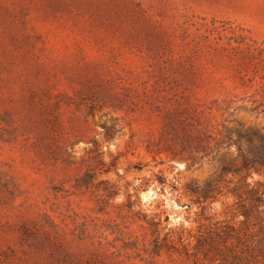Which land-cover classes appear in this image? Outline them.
<instances>
[{
  "label": "rangeland",
  "instance_id": "374dc122",
  "mask_svg": "<svg viewBox=\"0 0 264 264\" xmlns=\"http://www.w3.org/2000/svg\"><path fill=\"white\" fill-rule=\"evenodd\" d=\"M0 111V264H230L194 245L243 220L218 168L263 142L264 0H0Z\"/></svg>",
  "mask_w": 264,
  "mask_h": 264
},
{
  "label": "trees",
  "instance_id": "16d2710c",
  "mask_svg": "<svg viewBox=\"0 0 264 264\" xmlns=\"http://www.w3.org/2000/svg\"><path fill=\"white\" fill-rule=\"evenodd\" d=\"M4 115L0 111V130L4 133L7 128L4 125ZM256 132L240 134L247 140H252ZM262 139V144L259 146H250L247 153L240 151L242 158L240 164H234L233 160L227 161L223 159L219 165L218 171L220 176L227 173L242 175L234 186L228 189L229 194L233 197V206L238 214L242 215L243 220L236 224H229L214 220L212 215H204V219L208 221L205 225L204 232H200L196 237L194 247L202 251L211 258L221 259L223 262L233 263L246 259H252L254 262H264V184L247 182V176L250 170L264 167V136L258 135ZM192 166V165H191ZM217 184L212 181L206 184L190 185L189 190L194 194V201L203 204L205 201L212 198L217 190ZM192 202V203H193ZM191 203L187 206L189 207ZM202 214L204 210L210 209V206H202ZM150 228L156 237L153 240L152 253L159 254L163 245L160 241V228L155 220L149 221ZM177 228V229H176ZM170 232L178 236L180 241H183L182 231H178V226ZM253 231H250V230ZM165 239V237L163 238ZM168 248H174L175 242ZM211 253V254H210ZM196 259V258H195ZM196 264V260H194Z\"/></svg>",
  "mask_w": 264,
  "mask_h": 264
}]
</instances>
